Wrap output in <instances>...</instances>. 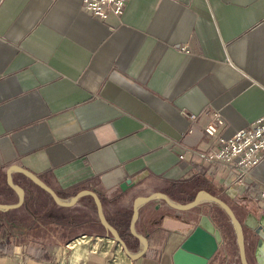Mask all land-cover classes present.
<instances>
[{"label":"crops","instance_id":"1","mask_svg":"<svg viewBox=\"0 0 264 264\" xmlns=\"http://www.w3.org/2000/svg\"><path fill=\"white\" fill-rule=\"evenodd\" d=\"M82 1L0 0V171L17 164L61 201L95 192L134 255L143 249L129 232L136 196L158 192L181 205L203 190L236 214L247 263L264 264L245 224L264 216V160L238 185L200 156L264 115V0H126L104 19ZM213 112L223 123L205 138ZM125 180L132 188H120ZM231 186L233 199L224 193ZM149 204H139L134 224L147 240L138 259L111 242L83 194L72 207L55 204L48 237L33 212L40 227L25 242H0V264H109L115 252L122 264H173L176 231H189L200 209L178 212L158 197ZM225 229L227 249L211 264H241Z\"/></svg>","mask_w":264,"mask_h":264},{"label":"water","instance_id":"2","mask_svg":"<svg viewBox=\"0 0 264 264\" xmlns=\"http://www.w3.org/2000/svg\"><path fill=\"white\" fill-rule=\"evenodd\" d=\"M19 172L23 176L27 177L33 184H35L40 190H43L46 194L50 196L54 204L59 207H72L76 205L77 199L81 195H89L92 197L95 205H96V213L97 218H99L100 224L102 227L109 232L110 237L115 241V243L122 248L125 254L129 257L130 260L138 259L142 254H144L147 246V240L144 236L139 235L134 231V224L137 221L138 216V206L143 203L146 204V208L150 209V201L158 197L167 205L178 211H191L192 209L201 207L199 205L200 202L205 201L209 204L217 205L221 211L227 215L229 222L231 223L234 231H235V244H237L238 248V258L240 259L241 264H248L247 259L245 258L246 251V243L244 236V229L242 228L241 223L239 222L236 214L233 213V210L229 206L227 202H224L220 198L216 197L213 194H208L207 192L201 190L198 191L191 202L187 204H176L173 201H170L166 194L162 193H154V195L148 197H140L136 196L133 200L132 206V219L129 223V232L138 239L143 249L137 254L130 253L128 247L126 246L125 241L121 238L120 233L116 230V228L111 225L106 218H104L102 213V204L100 203L99 197L93 191H82L77 194L71 201H61L57 197L54 190H52L48 185H46L37 175L33 172L26 170L25 168L19 165H11L7 167L5 171L6 183L8 187L17 194V202L14 204H1L0 203V211L7 210H16L22 206L25 198V190L19 185L13 182L11 173ZM133 184L129 180H125L120 188L124 189V187L132 188ZM229 198L233 199L237 195V190L234 187H229L224 192ZM198 219L196 220L195 225L189 229L187 232H183L181 230H177L176 234L182 235V240L179 242L178 247L172 253L171 260H173V264H211L212 260H214L218 255H221L225 250V240H224V230L219 229L218 226L214 224L212 219L208 215L200 212ZM192 221V218H185V220H178V223L181 227L187 226ZM245 224L252 231L253 238L256 240V248H255V257L261 258L264 261V216L259 218H252V221H246Z\"/></svg>","mask_w":264,"mask_h":264},{"label":"built area","instance_id":"3","mask_svg":"<svg viewBox=\"0 0 264 264\" xmlns=\"http://www.w3.org/2000/svg\"><path fill=\"white\" fill-rule=\"evenodd\" d=\"M125 2L126 0H83L82 8L97 18L104 19L109 15H120ZM222 123L220 113L213 112L210 121L203 129L205 138L217 135ZM217 140L218 148L207 155L200 154L201 158L226 167L233 177V182L243 185L245 178L250 175L254 167L264 160V115L253 121L248 127L239 129L232 136H218ZM248 187L246 186V188ZM261 196H264V192ZM111 242L114 240L111 239ZM226 243L224 242L225 246ZM117 255L116 252L113 253L109 264H122Z\"/></svg>","mask_w":264,"mask_h":264},{"label":"rangeland","instance_id":"4","mask_svg":"<svg viewBox=\"0 0 264 264\" xmlns=\"http://www.w3.org/2000/svg\"><path fill=\"white\" fill-rule=\"evenodd\" d=\"M23 176L17 174L14 176V182L19 185L23 184L26 192L25 200L21 207L18 208L17 212L7 213L2 215V211H0V242H2L3 246L8 245L14 239L15 242L19 241H27V239L33 238L32 235L37 229L35 227H40L34 225L31 226V218L32 213L38 211L41 213V224L45 227V232L43 234L45 237H48L46 234V230L50 227L53 228L54 224H50L49 221H53L54 215L58 210L55 208V204H53L52 200L48 195H46L43 191L39 190L34 184H30L26 179L22 178ZM22 187V185H21ZM17 194L10 190L6 184V177L4 176V171H0V203L3 204H14L17 202ZM210 206V207H209ZM199 211L206 215H212L213 222L219 229H223L226 232V227L230 229L232 233V237L229 240V244L231 243L232 253H229L231 259H237V252L235 249V233L233 232V227L229 222V219L226 214H224L221 209L215 204H208L205 207L201 208ZM17 210V209H16ZM49 216V217H48ZM10 224H14L11 227ZM35 230V231H34ZM40 231V230H39ZM38 235V234H37ZM35 235V236H37ZM41 236V235H39ZM227 245L225 247L226 251ZM120 260V259H119ZM238 262V259H237Z\"/></svg>","mask_w":264,"mask_h":264},{"label":"trees","instance_id":"5","mask_svg":"<svg viewBox=\"0 0 264 264\" xmlns=\"http://www.w3.org/2000/svg\"><path fill=\"white\" fill-rule=\"evenodd\" d=\"M5 176V175H4ZM6 177V176H5ZM7 184V183H6ZM8 186V185H7ZM36 186V185H35ZM37 187V186H36ZM38 188V187H37ZM10 189V188H9ZM39 189V188H38ZM11 190V189H10ZM40 190V189H39ZM41 191H43V190H41ZM18 211V209L17 210H7V211H3V213H1L2 215H4V214H7V213H13V212H17ZM11 225V227H13L14 226V224H10Z\"/></svg>","mask_w":264,"mask_h":264}]
</instances>
